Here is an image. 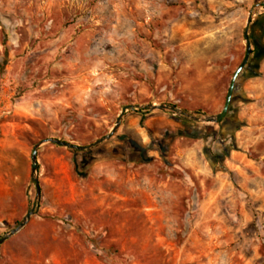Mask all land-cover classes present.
<instances>
[{
	"label": "rangeland",
	"instance_id": "obj_1",
	"mask_svg": "<svg viewBox=\"0 0 264 264\" xmlns=\"http://www.w3.org/2000/svg\"><path fill=\"white\" fill-rule=\"evenodd\" d=\"M129 105L0 264H264V0H0V238Z\"/></svg>",
	"mask_w": 264,
	"mask_h": 264
},
{
	"label": "water",
	"instance_id": "obj_2",
	"mask_svg": "<svg viewBox=\"0 0 264 264\" xmlns=\"http://www.w3.org/2000/svg\"><path fill=\"white\" fill-rule=\"evenodd\" d=\"M251 20H252V13L250 11L249 15L247 17L246 27H245L244 33H243V37H244V40L246 43L245 56H244L241 64L237 67V69L235 70V72L233 73V75L230 79V82H229V85L227 88V92H226V96H225V100H224V104H223V107L219 113H217L215 115L196 116V115L188 114V113H186L182 110L176 109L174 107H170L167 105H156V104L147 105L146 108L150 111H153V110H171V111H174L179 117H181L183 119H188V120H191L194 122H203V123H212V124L220 123L224 119L225 115L228 112V108H229V105H230V102L232 99L235 80H236L237 76L239 75V73L242 71V69L246 66V64L249 60V57L251 55V44H250V40L248 37V27L251 23ZM136 108H139V106L129 105V106L122 107L120 113L118 114V116L116 118L115 124L111 128L110 132L106 136L98 139L94 143L89 144L87 146H78V145L68 143L66 141H61V140L53 139V138H49V139L40 141L39 143H37L34 146L32 152H31L30 160H31V174H32V178H33V181L35 184V200L33 202L32 207L30 208V210L24 216L22 222H20L16 228L10 230L5 236L0 238V245L3 242H5L8 238H10V237L14 236L16 233H18L26 225V223L29 221L30 217L34 214L36 202L40 196V187H39L38 180L36 177V172H37V159L36 158H37L38 148L42 144L51 143V144H55V145L60 146V147H64L66 149L77 150V151H81V152L90 150L91 148L98 146L102 142H104L107 139H109L110 137H112L114 135V133L116 132V130L118 129V127L120 126V122L122 120L124 113L128 109H136Z\"/></svg>",
	"mask_w": 264,
	"mask_h": 264
},
{
	"label": "trees",
	"instance_id": "obj_3",
	"mask_svg": "<svg viewBox=\"0 0 264 264\" xmlns=\"http://www.w3.org/2000/svg\"><path fill=\"white\" fill-rule=\"evenodd\" d=\"M133 111H135L137 113H148V111L145 110V109L144 110L143 109H137V110H133ZM165 111H167V110H165ZM132 149H133L132 154L134 155L136 160L138 161L139 159H141L142 158V154L141 153H143L144 149L141 146H139V145L132 147ZM72 151L76 152L74 150H72ZM90 242L92 244L94 243V241H91V240H90Z\"/></svg>",
	"mask_w": 264,
	"mask_h": 264
}]
</instances>
